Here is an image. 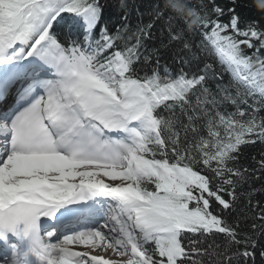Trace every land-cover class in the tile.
<instances>
[{"label": "snow or ice", "instance_id": "1", "mask_svg": "<svg viewBox=\"0 0 264 264\" xmlns=\"http://www.w3.org/2000/svg\"><path fill=\"white\" fill-rule=\"evenodd\" d=\"M212 2L217 19L199 14L198 27L210 29L204 34L232 75L230 85H217L219 98L207 87L211 64L201 74L181 67L173 75L166 65L160 71L157 57L145 71L141 62L151 61L139 33L124 47L106 25L97 37L101 0H0V99L17 88L20 97L0 113V264L254 259L252 237L238 238L220 213L232 207L223 194L236 198L232 177L247 179L235 167L242 146L264 143V30L255 22L240 29L235 14L220 22L223 9ZM242 46L255 51L247 55ZM226 103L235 110L222 111ZM177 109L187 119L178 121L183 137L165 115ZM254 208V220L264 222V206ZM216 233L226 238L223 250L204 248Z\"/></svg>", "mask_w": 264, "mask_h": 264}, {"label": "trees", "instance_id": "2", "mask_svg": "<svg viewBox=\"0 0 264 264\" xmlns=\"http://www.w3.org/2000/svg\"><path fill=\"white\" fill-rule=\"evenodd\" d=\"M101 2L105 5V8L101 24L97 26L94 34L98 37L100 28L106 25L109 33L117 36V45L124 47L135 45L139 33V38L144 45L141 51L144 55H149L151 61L149 65H143V62H141V66L145 71H149L151 66L156 64L157 57L161 62L160 71L163 72L166 65L173 75L178 74L181 67H184L186 72L201 74L200 70L206 64H211L212 70L208 73L211 78L207 80V87L218 98L221 93L217 85L227 86L232 82V78L228 75L226 69L217 61L204 34L210 32V29L196 27L189 30L186 16L166 6L165 0H101ZM180 2L187 7L195 8L201 15L206 13L209 19H217L212 12V0H180ZM174 3L179 6V0H174ZM214 4L223 9V15L218 17L220 22L229 23L231 17L235 14L240 18V29H246L249 22H255L259 30H264V11L258 10L255 0H236L235 3H233V0H214ZM230 9H234L235 13ZM124 17L126 19H123ZM150 22L152 27L146 32H141V28ZM117 29H119L118 33ZM174 33L179 35V39H171V35ZM224 34L234 35L231 30ZM82 36L83 34L79 31L76 38L82 40ZM186 43L189 45L188 48H184ZM242 47L247 55H251L255 51V48ZM261 54L264 55V51ZM181 57L187 59L189 63L187 65L178 63L177 60ZM228 91L232 92L233 95L235 94L233 88H229ZM193 104H195V97H193ZM241 107L245 106L241 105ZM224 108L229 112L235 110L233 105L227 103L222 106L221 110L223 111ZM165 115L172 119L174 129L180 131L183 137V128L179 122L187 123L186 117L179 112V109L176 110L175 117L170 116L168 113H165ZM259 115L264 116V110H261ZM197 123L201 122L197 121ZM201 134L206 136V132L203 130ZM261 160H264V143L257 140L255 143L242 146L235 167L240 168L247 179L241 183L237 177H232L233 180L237 181L236 198L233 200L226 193L223 194L232 207L220 213L222 218L241 234L238 238L243 239V234L247 233L255 242V247H249L248 249L254 252V259H248L247 264H264V256L261 255L264 252V229L257 228L253 230L251 227L253 223H264L258 219L254 220V217L259 214V209L254 208V205L259 202L260 206H264V169L260 168L259 162ZM245 169L247 171H244ZM219 207L221 206L216 203L213 204L214 209ZM214 214H216L215 211ZM210 244L213 247L219 245V250H223L226 244L224 234L216 233L215 235L206 236L203 247L208 248ZM243 248V245H240L239 249L233 245L231 251H243ZM195 258L202 259L204 264H212L215 259V257L207 254ZM241 264H244V258H241Z\"/></svg>", "mask_w": 264, "mask_h": 264}, {"label": "clouds", "instance_id": "3", "mask_svg": "<svg viewBox=\"0 0 264 264\" xmlns=\"http://www.w3.org/2000/svg\"><path fill=\"white\" fill-rule=\"evenodd\" d=\"M166 6L170 7L173 11L179 12L186 16L187 24L189 30H192L198 27L200 20H199V13L195 8L187 7L185 4L181 3L179 0V6L174 3V0H165ZM256 6L258 10L264 11V0H255Z\"/></svg>", "mask_w": 264, "mask_h": 264}, {"label": "bare ground", "instance_id": "4", "mask_svg": "<svg viewBox=\"0 0 264 264\" xmlns=\"http://www.w3.org/2000/svg\"><path fill=\"white\" fill-rule=\"evenodd\" d=\"M18 93H19V88H17V90H15V92L13 94H10V96H7L6 99L5 98L0 99V101L2 102L0 105L2 107V109L6 108V107L11 108L15 104V102L18 101V98H17V95H19ZM73 247L77 251L84 250L82 247H79V246H73ZM105 254H108L109 257H111V259L113 258L114 260L120 258L118 255H115L112 253H105Z\"/></svg>", "mask_w": 264, "mask_h": 264}, {"label": "rangeland", "instance_id": "5", "mask_svg": "<svg viewBox=\"0 0 264 264\" xmlns=\"http://www.w3.org/2000/svg\"><path fill=\"white\" fill-rule=\"evenodd\" d=\"M105 179H106V182H110V181H107V178H105ZM96 252H99V250L97 249ZM93 254H95V252H94ZM100 254H101V255H104L105 258H110V259H111V257H109L108 254H105V253H100ZM112 259H113V258H112Z\"/></svg>", "mask_w": 264, "mask_h": 264}]
</instances>
